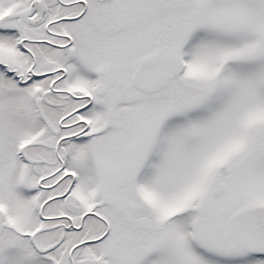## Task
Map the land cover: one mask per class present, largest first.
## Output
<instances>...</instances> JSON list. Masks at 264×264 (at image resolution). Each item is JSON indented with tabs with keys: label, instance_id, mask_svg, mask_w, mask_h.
I'll list each match as a JSON object with an SVG mask.
<instances>
[{
	"label": "snow or ice",
	"instance_id": "1",
	"mask_svg": "<svg viewBox=\"0 0 264 264\" xmlns=\"http://www.w3.org/2000/svg\"><path fill=\"white\" fill-rule=\"evenodd\" d=\"M0 264H264V0H0Z\"/></svg>",
	"mask_w": 264,
	"mask_h": 264
}]
</instances>
